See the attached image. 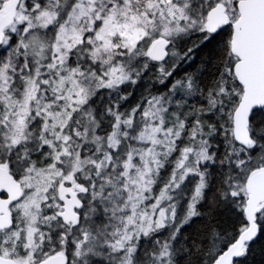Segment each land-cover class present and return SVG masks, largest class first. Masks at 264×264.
Returning a JSON list of instances; mask_svg holds the SVG:
<instances>
[{
	"label": "snow or ice",
	"instance_id": "snow-or-ice-1",
	"mask_svg": "<svg viewBox=\"0 0 264 264\" xmlns=\"http://www.w3.org/2000/svg\"><path fill=\"white\" fill-rule=\"evenodd\" d=\"M0 264H264V0H0Z\"/></svg>",
	"mask_w": 264,
	"mask_h": 264
}]
</instances>
